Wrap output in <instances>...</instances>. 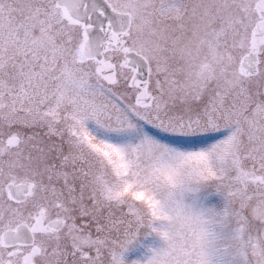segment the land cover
<instances>
[{"label": "snow or ice", "instance_id": "6c2138e0", "mask_svg": "<svg viewBox=\"0 0 264 264\" xmlns=\"http://www.w3.org/2000/svg\"><path fill=\"white\" fill-rule=\"evenodd\" d=\"M0 264H264V0H0Z\"/></svg>", "mask_w": 264, "mask_h": 264}, {"label": "rangeland", "instance_id": "374dc122", "mask_svg": "<svg viewBox=\"0 0 264 264\" xmlns=\"http://www.w3.org/2000/svg\"><path fill=\"white\" fill-rule=\"evenodd\" d=\"M160 243L155 235L141 236L138 242L126 253V257L129 261L143 259L146 254H150L148 252L149 247H158Z\"/></svg>", "mask_w": 264, "mask_h": 264}]
</instances>
